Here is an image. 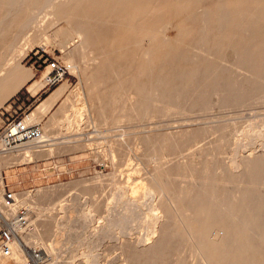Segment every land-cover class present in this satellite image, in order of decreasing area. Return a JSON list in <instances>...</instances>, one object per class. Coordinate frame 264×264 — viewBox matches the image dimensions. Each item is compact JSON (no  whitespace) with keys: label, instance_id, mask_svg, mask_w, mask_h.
<instances>
[{"label":"rangeland","instance_id":"374dc122","mask_svg":"<svg viewBox=\"0 0 264 264\" xmlns=\"http://www.w3.org/2000/svg\"><path fill=\"white\" fill-rule=\"evenodd\" d=\"M88 1L90 0H72L66 6L70 12L86 15L85 19L81 18L82 22L96 18V14L101 10L97 14V24L92 25L88 33L91 37L87 35L89 45L84 55L76 56L70 52L79 43L74 25L64 20L52 21L49 7L37 13L36 23L34 22L27 29L28 31H25L18 42V51L11 60L18 64L17 73L20 76L31 73L33 77L0 105V127L12 119L24 118V122L46 96L44 90L55 86H45L43 92L37 94L35 98H25L27 85L33 80L42 78L48 72V60L56 59L67 66L69 72L59 83H65L67 91L56 105L45 113V116L42 115L31 121L39 123L42 136H45L42 140L48 138L39 145L49 143L51 139V142H54L52 151L40 157L34 155L29 163L1 164L0 194L2 196L3 185H6L15 192V195L18 194L20 200L24 195L30 198L31 205L28 206L27 213L31 223L23 237L27 248H37L40 251L43 258L40 264H50L54 261L61 264L71 262L69 254H65L70 248L69 239L65 236L70 238L71 234L66 235L64 231L62 232L63 228H60L62 225L60 222L64 220L60 217L68 214H64V210L60 209L63 203L70 206L72 220L77 227L79 226L77 232L80 234L79 232H84L87 228L89 229L86 231L90 228L92 230L94 226L102 224L103 218L108 214L107 205L117 201L124 207L121 201L127 195L135 199V203L139 200L137 204L140 205L134 203L125 213L126 215L120 218L121 233H118V230L117 234L113 232L114 236L116 235L114 238L111 235L113 233L109 231V234L106 233L103 238L105 241H100L98 252L101 256L98 264L135 263L131 255L135 248L147 244L145 234L149 233H157L161 238L164 235L175 237L166 248L167 251L152 263L200 264L198 246L189 236L191 231L195 232L199 227L197 224H192L190 228L183 227L174 206L178 204L183 206L184 204L179 202L189 199L195 193L194 182L187 177L189 167L213 160L218 172L225 171L230 169L231 160L235 155L245 156L252 152L251 149L246 151V147L242 146L244 143L238 144L239 142L235 141L246 135L244 132H248L249 128L264 127V86L238 104L230 103L221 96L211 95L200 102L189 99L182 100L184 103L182 101L172 104L156 103L146 107L148 89L145 83L141 82L143 85L140 84V93L138 89L128 87L125 91L112 88L109 95L111 97L105 105L100 97L105 90L110 91L111 87L118 83L114 72L106 69L108 64L122 63L133 58L134 61L130 62L135 66L144 57L145 52L156 51L153 53L154 56L158 52L168 53L174 44L184 46L190 43L188 47L186 45L182 47L179 53L181 57H186L185 54L187 58L194 57L199 50L194 47L195 45L194 48L191 47V44L193 45L199 32V13L205 7L214 6L215 0L206 2L205 0H92L93 3ZM227 1L233 10L231 23L227 26V40L248 37L247 31H243V28L252 24L256 27L257 43L262 41L263 0ZM106 6L109 10L105 8ZM100 7L106 9L105 14H108V17L103 15L105 9L102 10ZM72 8L75 10L72 11ZM112 11L114 12L110 13ZM250 17L251 21L248 19ZM245 18L248 19V23L244 21ZM240 19H243L242 22ZM185 28L189 29L181 37L180 30ZM41 30L44 32L40 33ZM127 30H130L129 35L124 37ZM193 31L195 34L192 33ZM33 35L40 36L42 41L30 43L28 40ZM113 36H119L121 40H129L132 43L129 42L123 46L124 48L116 47L110 41ZM217 53L218 56L216 54L211 58V63H216L215 68L223 76L221 77L226 80L235 77V53L232 50ZM238 78L240 81L242 77L238 76ZM98 83L104 85L101 87ZM76 87H79L81 104L85 108L82 118L72 111L68 99ZM102 105L105 108L103 111H101ZM126 114H129L128 119L125 117ZM118 117L123 118L117 121ZM37 146L28 148L33 150V154L48 150L47 146L43 148ZM1 153L14 152L3 151L0 148ZM163 173L168 174V177L161 181L159 175ZM42 191H46V197L39 196ZM119 198L122 200L120 201ZM171 198H175L174 203L170 201ZM153 201H156L158 209L154 211L156 214L154 213V224H151L152 231L147 230L149 232L146 233L145 230L143 231L147 229L144 220L138 216ZM128 213L131 216L128 217ZM52 222L54 223L51 224ZM44 223L45 227L42 226ZM37 232L39 239H33L32 235ZM61 233L65 236H62L63 242L59 245L55 240ZM50 249L54 253L48 254L47 250ZM21 250L24 258L33 264L28 253L22 247ZM120 253H123L124 257ZM116 254L118 256H115ZM114 256L119 259H115ZM8 260L10 264H14L13 259ZM82 263L85 264L80 260L75 262V264Z\"/></svg>","mask_w":264,"mask_h":264},{"label":"bare ground","instance_id":"6f19581e","mask_svg":"<svg viewBox=\"0 0 264 264\" xmlns=\"http://www.w3.org/2000/svg\"><path fill=\"white\" fill-rule=\"evenodd\" d=\"M90 1L92 2V0ZM206 1L207 0H205V2ZM70 2H72V0H0V105L12 96L24 81L31 77V73H27L23 77L20 76L17 73L18 64L13 63L11 59L15 52L18 51L19 40L25 34V31L34 24L37 19L36 17L38 16L37 13H39L40 10L49 7V12L52 15V21L56 22L58 20H64L70 25H74L79 43L75 45L70 52L76 56H82L84 53H87L85 52L89 45L87 35L91 30L92 25L94 26L97 24V14L101 12V10L96 14V18L94 17V19H88L85 22H82L81 18H84L86 15L84 14L85 16H82L68 11L66 6ZM101 2H99V4H101ZM228 4L227 0H215L214 6L205 7L199 13V32L197 33L195 31L197 33V37L195 41L193 40V45L191 44V47L195 45L194 47H196L199 51L195 53L192 58H187V54H185L186 57H181L179 53L182 47L184 48L185 45L188 47L190 43L184 44V46L173 43V48H171V51L168 53L158 52L157 55L154 56L153 53L156 51H153L152 53L148 51L145 52L144 57L141 58L135 66H133V62V65L130 62L134 61L133 58L130 61L124 60L122 63L116 62V64H108L106 62V64H108V68L106 69H111V71L114 72L118 83L115 86H112L110 91L109 89L105 90L100 97V100L106 105L111 97L109 95L112 88L125 91L126 87H128L129 89H138V93H140L141 82L145 83V86L148 89V93L146 95V107H151L156 105V103L172 104L174 102L179 103L182 100L184 101L189 99H194L195 101L199 100L200 102V100H203L211 95H218L223 97L225 100H228L230 103L238 104L242 103L246 97L254 95L261 87L264 86V38L262 41L257 43L258 38L255 36L257 34L256 27L250 24L243 28V31H247L248 37L241 39L238 37V40H227V26L231 23V16L233 13L232 8ZM79 6L81 7L80 4ZM101 6L103 7L102 4ZM73 8L72 11L75 10H73ZM105 8L109 10L107 6ZM105 8H102V10ZM106 9L102 13H104V16L108 17V14H105L107 12ZM113 12L114 11L110 13ZM196 17L198 18L199 16ZM128 19H130V17H128ZM246 19L247 18L244 20L245 22H247L248 19L251 21V17L247 20ZM90 20H93L95 23H92ZM240 20L242 22L243 19ZM127 26L128 25H126V27ZM118 27L120 26L118 25ZM188 29L189 28L180 30V36L183 37ZM43 32L42 30L40 31V33ZM129 32L130 30H127L124 37H128ZM192 33L195 34L194 31ZM102 35L104 34L102 33ZM88 37L91 36L88 35ZM104 37L106 36L104 35ZM28 41L30 43L41 42L42 38H40V36L33 35ZM110 41L113 45L115 44V46L119 48L127 45L129 42L132 43L129 40H121V37L119 36H113L110 38ZM160 45L162 44L160 43ZM224 50H232L236 56V74L235 77L230 78L229 80L222 78L223 76L220 75L215 68V62L213 64L211 63V58L213 56L215 57L216 54L218 56L217 52ZM193 53L194 52H192V54ZM219 57L222 56L219 55ZM113 60L112 62H114ZM115 60L118 61L116 57ZM238 76H241L243 79L241 78L240 81H238ZM106 77L108 76L106 75ZM44 81L45 83L47 81L46 75ZM98 84H101V87L104 85L102 83ZM68 99L70 100V108L72 111L75 112V115L77 114L79 118H82L85 108L81 104L79 87L73 89L72 93L68 96ZM103 110H105V108L102 105L101 111ZM96 111L98 110L96 109ZM125 117L128 119L129 114H126ZM122 118L123 117H118L116 119H118L117 121H120ZM29 122H31L30 118L24 121V123ZM244 134L246 135L243 137L241 136V138L235 142H239L238 144L244 143L242 146L246 147V151H248L247 149H251L252 152L245 156H238V154L235 155L231 160L230 169L225 171L218 172L213 160L210 162H203L199 164V166L189 167L187 177L194 182L195 193L187 200L182 202H179L178 200L179 203L184 204L183 206H180L181 204L174 206V210L178 213L180 224L183 227L185 226L190 228L192 224H197L199 227L198 229L196 228L195 232L191 231L189 236L198 246L200 264H264V127L257 129L249 128V131L244 132ZM43 140L47 141L48 138H44ZM49 141V143L37 146L42 148L47 146L48 150L46 152L41 150L36 154H33V150L28 148L9 151L14 153H1L0 165H8L12 163L25 164L31 162L34 155L38 157L48 155L52 151V146L54 144V142H51V139ZM237 143H235V145L238 146ZM166 177H168V174L166 173L159 175L161 181H163ZM17 195L18 194H14L15 202L10 204L6 202L0 194V208L7 216H9V212H16L19 208H25L27 212L29 210L28 206L31 205V200L28 195H24L22 200H20ZM45 195L46 191L39 193L40 197ZM174 200L175 198L170 199L172 203L175 202ZM155 202L153 201L150 205H147L149 207L145 210H143V206V211L139 213L141 215L138 214V217L144 220V224L147 227V229L142 228L146 233L149 232L147 230L152 231L151 224H154L155 212L158 209ZM119 203L120 202L115 201L112 204L107 205L108 214L103 218L102 224L100 223L101 225H97L96 227L94 226L92 230L90 228V230L86 231L89 229L87 228L84 232H79L80 234L77 232L79 231L77 230V228L79 229V226L77 227L72 220V216L70 214L72 210H70V206L65 203L60 206V209L62 211L64 210L63 213H68L69 215H63L64 218L62 216L60 217L64 220L61 219L62 222H60L63 227L62 225L59 227L61 229L63 228L62 232L64 231L66 235L71 234V236L69 238L65 236L64 233H61L58 235L55 242L56 244L61 245L63 242L62 236L69 239L68 242L70 248L67 246L69 249L67 248L68 250L65 251V254H69L71 262H67L75 264V262L77 263L78 260H80L84 261L85 264H98V260L101 256V253L98 252V245L100 241H105L103 238L109 231L112 233L117 230L118 233L122 232L119 231L121 230L119 229L121 227L119 224L120 218L126 215L125 213L131 205L135 203V199L130 198L127 195L121 201V203H124V207L120 206L122 204ZM137 203H139V200L138 202L136 201L135 204L140 205ZM131 214H133V212ZM129 215L130 214L128 213V217ZM45 223L42 224L43 227L46 226ZM53 223L54 222L51 224ZM24 234L26 233L23 232L20 235V241L14 244L13 251L10 256L0 255V264H10L8 260L9 258L13 259L14 264H30L26 258H24L23 251L21 250V247L25 250V247L23 246L27 245V243L24 242ZM111 235H113L114 238L116 236H114V233ZM111 235H109V237H112ZM145 235V241L147 244L144 247L135 248V251L131 255L135 259V263L133 264H154L152 263L154 259L162 256L165 251H167L166 248L169 246L171 241L175 239V237L167 235H164L161 238L157 233H149ZM32 238L39 239V233L37 232L35 235H32ZM51 249L53 250L52 247ZM51 249L47 250L48 254L54 253L51 252ZM119 252L120 250L118 253ZM117 254L115 256H118ZM120 255L124 257L123 253H120ZM115 259L119 258L115 257ZM50 264L61 263L54 261Z\"/></svg>","mask_w":264,"mask_h":264},{"label":"built area","instance_id":"2783aa9c","mask_svg":"<svg viewBox=\"0 0 264 264\" xmlns=\"http://www.w3.org/2000/svg\"><path fill=\"white\" fill-rule=\"evenodd\" d=\"M45 86H53L62 82L69 72L64 63L56 59L48 60ZM24 118L12 119L0 127V148L3 151L22 150L39 145L42 141V129L38 122L24 123ZM15 192L3 185L2 196L6 202L13 204ZM9 207V206H6ZM11 211V210H10ZM30 228V218L25 208H19L16 212H9V216L0 208V255L10 256L13 246L20 241V235ZM29 259L33 264L43 261L37 248H27Z\"/></svg>","mask_w":264,"mask_h":264},{"label":"crops","instance_id":"0c3cea01","mask_svg":"<svg viewBox=\"0 0 264 264\" xmlns=\"http://www.w3.org/2000/svg\"><path fill=\"white\" fill-rule=\"evenodd\" d=\"M32 77L33 76L28 78L24 82V84L19 87V89L22 88ZM44 77L45 76H43L40 79L33 80L31 81V83L27 85V87L25 88V93H24V95L26 96L25 97L26 99L35 98L37 94H39L40 92H43V89L45 87ZM66 91H67V86L65 83H61V84L55 85L51 89L44 90V93L46 96L41 101V103L37 106L34 112H32L30 115L27 116V119L30 118L32 121L37 117H41L42 115L45 116V113L49 109L51 110L53 106L56 105V103L60 100V98L65 94Z\"/></svg>","mask_w":264,"mask_h":264}]
</instances>
